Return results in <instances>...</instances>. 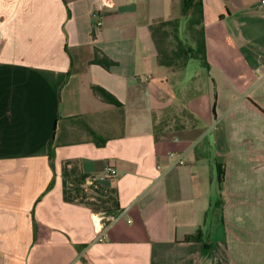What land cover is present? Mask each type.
Wrapping results in <instances>:
<instances>
[{
  "label": "crops",
  "instance_id": "1",
  "mask_svg": "<svg viewBox=\"0 0 264 264\" xmlns=\"http://www.w3.org/2000/svg\"><path fill=\"white\" fill-rule=\"evenodd\" d=\"M199 1L189 72L152 31L179 18L195 47L184 0H0V264H264V0ZM65 167L117 194L103 241Z\"/></svg>",
  "mask_w": 264,
  "mask_h": 264
},
{
  "label": "trees",
  "instance_id": "2",
  "mask_svg": "<svg viewBox=\"0 0 264 264\" xmlns=\"http://www.w3.org/2000/svg\"><path fill=\"white\" fill-rule=\"evenodd\" d=\"M192 10L198 14L196 19H194L195 24H199L200 28L196 30L197 43L196 46H191L188 41L182 37L180 34V24L181 19H168L161 20L158 23L152 25L153 36L158 49V61L162 65L171 66L176 69H183L190 58H199L205 67H209V62L207 59V45L206 38L203 28V18L204 11L202 3L199 0H184V7L182 11V16L186 17L190 14ZM193 24V21H191ZM168 26H172L173 30L169 31ZM104 66L109 67L115 62L106 57L99 60ZM95 90L105 96L108 100H113L111 95L104 89L99 86L94 87ZM51 145V143H50ZM218 167V176L220 182L223 181L224 175V164L217 165ZM64 175L66 178L65 183V197L70 200L74 198L73 196H81V200L88 202L92 205L95 212H104V213H117L118 212V198L117 194L114 193L112 189L106 192H109L108 196L112 194L110 199H99L97 202L90 201L85 199L86 192L81 187V184L86 182L89 175L79 171L77 168L73 167L68 170L64 168ZM73 183L71 187L68 186V181ZM94 187H99L97 182L94 181ZM99 192V189H96ZM74 193V195H72ZM105 195V193H104ZM186 240H200L201 239V230L197 231L195 234L189 235L185 238Z\"/></svg>",
  "mask_w": 264,
  "mask_h": 264
},
{
  "label": "built area",
  "instance_id": "3",
  "mask_svg": "<svg viewBox=\"0 0 264 264\" xmlns=\"http://www.w3.org/2000/svg\"><path fill=\"white\" fill-rule=\"evenodd\" d=\"M92 17L94 18V21L96 22L97 25H102L103 22L101 19L98 18L99 13L97 11H93ZM1 37V34H0ZM170 158L172 159L171 162L167 167H164L166 169H170L174 166H179V165H186L187 160L185 158V154L183 152H178V151H171L169 153ZM161 167V166H159ZM116 173L115 169H108V174L109 175H114ZM94 179H89V184H93ZM98 215V220L95 223L96 227V232L97 235L95 237V241H103L105 239L106 232L108 229L118 220V218L122 215L121 212L118 213H104V212H96Z\"/></svg>",
  "mask_w": 264,
  "mask_h": 264
},
{
  "label": "rangeland",
  "instance_id": "4",
  "mask_svg": "<svg viewBox=\"0 0 264 264\" xmlns=\"http://www.w3.org/2000/svg\"><path fill=\"white\" fill-rule=\"evenodd\" d=\"M175 19V18H174ZM168 30L169 31H172L173 30V27L172 26H168ZM198 67H204L202 61L199 59V58H191V61L189 62V67L187 68L188 71H194L195 69H197ZM195 84V81H193V79L190 80V82L188 83V86L190 88L194 87ZM241 86V85H240ZM240 86L238 83H234L233 86H232V89H240ZM219 89V87H218ZM81 187L85 190L86 192V198L87 200H90V201H94V202H97L99 199H110V197H112V194L108 196L109 192H99L96 190V189H99V187H94L93 184H86L85 186H82ZM105 193V195H104ZM107 195V196H106ZM91 197H94L95 199H90ZM98 203V202H97Z\"/></svg>",
  "mask_w": 264,
  "mask_h": 264
}]
</instances>
